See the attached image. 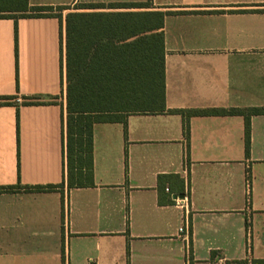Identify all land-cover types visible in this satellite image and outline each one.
Returning <instances> with one entry per match:
<instances>
[{
    "label": "crops",
    "instance_id": "crops-1",
    "mask_svg": "<svg viewBox=\"0 0 264 264\" xmlns=\"http://www.w3.org/2000/svg\"><path fill=\"white\" fill-rule=\"evenodd\" d=\"M148 1L0 0V98H14L0 105V189L16 188L0 191V264H264V115L251 117L248 155L243 116H193L188 137L176 113L97 123L93 187L23 189L63 182L69 12L167 13V110L264 108V0L87 6ZM31 6L68 9L62 22L19 18L16 59L9 16ZM162 175H178L184 194Z\"/></svg>",
    "mask_w": 264,
    "mask_h": 264
},
{
    "label": "trees",
    "instance_id": "trees-1",
    "mask_svg": "<svg viewBox=\"0 0 264 264\" xmlns=\"http://www.w3.org/2000/svg\"><path fill=\"white\" fill-rule=\"evenodd\" d=\"M151 1L130 4H91V8H150ZM66 7L31 6L19 18H58ZM164 12H69L66 15L67 105L63 118V182L58 186L24 187L25 190L55 191L95 185L93 127L97 123L123 122L134 114H180L186 136L193 116H243L245 147L249 154L251 117L264 115V108L216 110H167L165 101ZM7 16H0L6 18ZM18 83V63H17ZM14 98H0L11 105ZM26 102L25 105H39ZM173 184V185H172ZM159 185L170 193L184 194L178 175H162ZM16 188L0 189L13 191ZM170 202H172L170 200Z\"/></svg>",
    "mask_w": 264,
    "mask_h": 264
},
{
    "label": "built area",
    "instance_id": "built-area-1",
    "mask_svg": "<svg viewBox=\"0 0 264 264\" xmlns=\"http://www.w3.org/2000/svg\"><path fill=\"white\" fill-rule=\"evenodd\" d=\"M168 191V189H167ZM186 198H179L177 197L175 199V202L177 203V206L180 207V208H185V204H186ZM179 232L181 234H186V235H189V232H190V223H189V220L188 219H185V224L180 228ZM237 264H258L257 262H254L252 260H246V261H242V262H239Z\"/></svg>",
    "mask_w": 264,
    "mask_h": 264
},
{
    "label": "water",
    "instance_id": "water-1",
    "mask_svg": "<svg viewBox=\"0 0 264 264\" xmlns=\"http://www.w3.org/2000/svg\"><path fill=\"white\" fill-rule=\"evenodd\" d=\"M177 197H179V196L174 195V196H173V199L175 200ZM179 198H183V196H180Z\"/></svg>",
    "mask_w": 264,
    "mask_h": 264
}]
</instances>
